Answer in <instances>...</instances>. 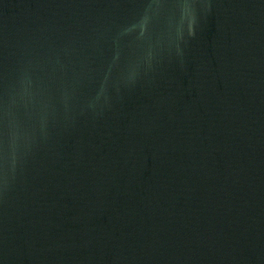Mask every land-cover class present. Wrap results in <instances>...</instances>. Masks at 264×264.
I'll use <instances>...</instances> for the list:
<instances>
[{"label":"water","instance_id":"obj_1","mask_svg":"<svg viewBox=\"0 0 264 264\" xmlns=\"http://www.w3.org/2000/svg\"><path fill=\"white\" fill-rule=\"evenodd\" d=\"M0 264H264V0H0Z\"/></svg>","mask_w":264,"mask_h":264}]
</instances>
